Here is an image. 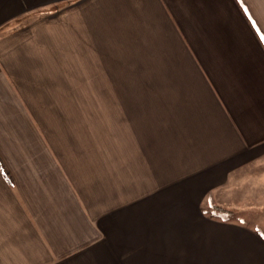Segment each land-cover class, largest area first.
Returning a JSON list of instances; mask_svg holds the SVG:
<instances>
[{"label": "crops", "instance_id": "crops-1", "mask_svg": "<svg viewBox=\"0 0 264 264\" xmlns=\"http://www.w3.org/2000/svg\"><path fill=\"white\" fill-rule=\"evenodd\" d=\"M257 167L264 0H0V264H264Z\"/></svg>", "mask_w": 264, "mask_h": 264}, {"label": "rangeland", "instance_id": "rangeland-1", "mask_svg": "<svg viewBox=\"0 0 264 264\" xmlns=\"http://www.w3.org/2000/svg\"><path fill=\"white\" fill-rule=\"evenodd\" d=\"M262 171L263 170L261 169V167H257L254 169V172H252L254 173L255 179L253 183H249V190H254V191L250 198L245 199L248 202L254 203L257 206V209H259L258 211H260V213H256L254 216L255 222H264V214L262 213L263 205H264V181L262 182L261 180V178L263 177L261 176ZM257 204L259 205L262 204V206H259Z\"/></svg>", "mask_w": 264, "mask_h": 264}]
</instances>
